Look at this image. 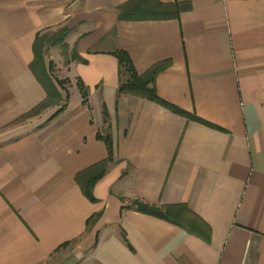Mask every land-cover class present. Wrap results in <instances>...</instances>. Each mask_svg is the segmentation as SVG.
Masks as SVG:
<instances>
[{"label": "crops", "instance_id": "crops-1", "mask_svg": "<svg viewBox=\"0 0 264 264\" xmlns=\"http://www.w3.org/2000/svg\"><path fill=\"white\" fill-rule=\"evenodd\" d=\"M62 27V100L25 116L35 37ZM118 50L195 118L118 93ZM0 264H264V0H0Z\"/></svg>", "mask_w": 264, "mask_h": 264}, {"label": "trees", "instance_id": "trees-1", "mask_svg": "<svg viewBox=\"0 0 264 264\" xmlns=\"http://www.w3.org/2000/svg\"><path fill=\"white\" fill-rule=\"evenodd\" d=\"M119 18L121 19H137L135 15L129 14L126 11L125 6L119 7ZM68 33V29L66 27H62L56 31H46L43 33L37 34L35 37L34 43H33V51H34V59L33 62L30 65V68L34 75L37 77L39 82L42 84V86L45 88L46 91V98L44 101L39 103L37 106H35L32 110H30L25 116H32L43 109L51 106L59 104V102L62 100L60 93L56 89V87L53 85L51 78L46 70V67L44 65L43 61V55L44 50L46 47L51 46H61V48H64V39ZM115 56L118 60L119 66L123 73L127 74L128 78L121 82L117 88L118 93H127L132 95H137L149 100H152L158 104H160L163 107L168 108L174 113L183 114L188 117L195 118L193 116H190L177 106L168 103L167 101L163 100L159 97V95L156 92V88L154 85V79L158 71H160L163 68L162 64H157L156 66L149 69L145 74L138 75L132 65V62L127 55V53L118 50L115 53ZM76 57V55H74ZM51 68V65L49 66V70ZM83 95V101L85 92L82 91ZM60 111V108L55 112L58 113ZM198 119V118H196ZM105 142H107V145L110 147V139L109 137L104 138ZM108 159H105L89 169L82 172L78 177L77 180L81 184L84 193L89 197V199L93 200L94 198L91 196V187L93 183L99 179L103 173L105 172L107 168ZM179 206H164V207H156L148 203H144L141 201H134L132 208H135L136 210L151 214L166 220H169L173 223L180 224L179 223V212L175 211Z\"/></svg>", "mask_w": 264, "mask_h": 264}, {"label": "rangeland", "instance_id": "rangeland-1", "mask_svg": "<svg viewBox=\"0 0 264 264\" xmlns=\"http://www.w3.org/2000/svg\"><path fill=\"white\" fill-rule=\"evenodd\" d=\"M25 118H19L18 120H17V122H19V121H23Z\"/></svg>", "mask_w": 264, "mask_h": 264}]
</instances>
